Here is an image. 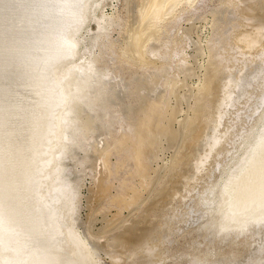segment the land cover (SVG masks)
I'll list each match as a JSON object with an SVG mask.
<instances>
[{"label":"bare ground","instance_id":"obj_1","mask_svg":"<svg viewBox=\"0 0 264 264\" xmlns=\"http://www.w3.org/2000/svg\"><path fill=\"white\" fill-rule=\"evenodd\" d=\"M197 1L143 0L138 11V28L133 29L129 40L122 45L123 56L129 55V58H136L144 64L178 57L181 51L171 48L168 52L169 44L159 43L149 49L144 44L157 39L156 34L165 20L173 18L171 23L175 22L178 6L184 7V11L189 10L197 7ZM246 1L251 0H242L243 3ZM99 3L101 0H0V264H96L88 242L78 235L68 220V223L64 222L72 202L59 188L62 166L58 162V153L64 146V137L72 146L76 144L74 150L78 148L81 143L79 137L88 138L92 127L89 125L95 121H104L110 128L114 123L120 127L124 123L121 116H112L107 111V107L114 108L115 104L107 102L111 94L107 88L108 68L99 73L96 70L99 56L87 59L84 56L80 58L82 64L75 61L79 49L74 34L86 27ZM246 18L253 19L254 16L251 14ZM106 19L115 21L116 18L100 17L101 21ZM100 33L98 44L105 36V32ZM263 34L264 23L261 21L252 31L240 33L237 40L243 44L238 54L242 57L237 60H242V63L235 73H232L233 64H228L224 53L213 51L215 45L210 47L212 73L199 86L198 96L212 94L215 74L220 73L221 67L229 69L223 95L215 104L217 114L213 119L212 132L204 139L203 153L195 157L194 173L201 172L214 156H220L227 133L220 134L217 127L232 112L230 108L235 107L246 93L252 94L251 89L260 87L261 91L248 117L257 114L246 132L239 135L237 152L230 155L228 163L217 161L219 179L194 200L197 210L201 211L199 217L204 218L198 226L204 230V239L213 234L216 240L230 237V242L234 243L239 234L251 238L259 233L261 226L264 228V49L255 54V59L244 57L261 42ZM160 49L164 51L160 52ZM179 60L187 63L185 57L180 56ZM254 61L256 70L246 75L245 71ZM128 84L127 88L133 85L132 82ZM174 85L173 80H168L166 92L171 93ZM132 93L142 102L140 95ZM166 102V99L146 102L140 108V115L126 124V130L110 134L116 152L121 154L130 149L131 177L138 179L139 188L148 183L149 147L154 148L159 135L170 132L171 116H165ZM84 108L91 114L82 120L79 115ZM193 111L185 125L188 143L195 136L193 125L201 116V104L196 105ZM236 118H239L238 114H235ZM57 136H61L59 143ZM108 147L103 148L100 156L105 165L114 150L110 149V152ZM51 148H54L56 156ZM85 156L80 157L81 164ZM52 158H56L53 166ZM127 185L118 195L112 196L111 205L117 206L119 211L137 204L139 199L138 187ZM211 241L206 240L207 250L202 257L191 258L187 264H207L210 261L208 257L213 255L207 247ZM160 245L157 241L142 247L139 245L140 252H144L143 259L133 252L134 257L128 264H159L161 257L155 260L153 255ZM255 264L264 263L258 260Z\"/></svg>","mask_w":264,"mask_h":264},{"label":"rangeland","instance_id":"obj_2","mask_svg":"<svg viewBox=\"0 0 264 264\" xmlns=\"http://www.w3.org/2000/svg\"><path fill=\"white\" fill-rule=\"evenodd\" d=\"M142 2L143 0H101L90 22L74 34L79 49L75 61L82 64L80 58L86 56L87 59L97 55L99 62L95 66L98 73L108 68L107 88H110L111 94L107 102L115 106L107 107L111 112L107 111L112 116H121L124 123L121 127L114 123L115 125L110 128L104 121H95L89 125L92 126L90 136L88 138L80 136L82 144L80 143L75 150L76 144L72 146L66 137L62 138L64 146L58 153L60 154L58 162L62 166L59 188L72 202L69 207V218H65L64 222L69 221L78 235L80 234L79 236L88 242V246L94 252L96 264H128L134 257L133 252L143 259L144 252H140L139 245L142 247L146 243L151 244L156 241L159 245L160 242L162 244L153 255L155 260L161 257L159 264H187L191 258L204 255L207 250L205 249L207 239L212 240L207 247L213 254L212 257H208L210 261L207 264H255L258 260L264 263L262 226L259 233L251 238H244L239 234L234 239V243L230 242V237L216 240L213 234L204 239V230L198 229L204 218L199 217L201 211L197 210L194 204L197 196L219 179L217 161L228 163L230 155L237 152L239 135L246 132L257 114L248 117L256 106V98L261 91L260 87L254 89L255 91L251 89L252 94L246 93L237 101L235 107L230 108L232 112H236H229L217 127L220 134L227 133V138L220 148V156L211 158L205 168L195 174V161L199 153L204 151L205 137L212 132L213 119L217 114L216 105L223 95V84L229 69V67H221L220 73L215 74L212 94L198 96L199 86L205 77L212 73L210 47L215 45L212 47L213 51L224 53L223 55L229 60L228 64H233L232 73H235L242 63V60H237L242 57L238 51L242 50L243 44L237 40L238 36L242 32L252 31L255 24L260 21L264 23V0L244 3L242 0H198L195 3L196 8L193 6L185 11L184 7L178 6L177 10L183 11L176 12L175 22L171 23L173 18L165 20L156 34L157 39L149 40L144 46L149 49L159 43L169 44L168 52L174 48L181 53L178 57L165 59L163 62L157 59L154 64L141 63L134 57V59L129 58L131 57L129 55L123 56L121 52L122 45L129 40L133 29L138 28V11ZM251 14L254 18L247 19L246 17ZM104 15L116 19L101 21L100 17ZM110 23L114 25L108 26ZM100 32H105V36L98 44ZM263 41L264 34L261 42L250 49L244 57L255 59L264 49ZM163 51L160 49V52ZM180 56L187 59L186 64L179 60ZM256 68L257 63L254 61L245 74L250 75ZM168 80H173L175 83L171 93L166 92ZM129 82L133 85L127 88ZM129 91L131 94H128ZM133 91L142 97V102L133 96ZM164 98L167 101L165 116H171L168 125L170 132L159 135L153 144L154 148L149 147L147 154L149 178L142 189L139 188L138 179L131 177L130 149H126L129 152L126 150L120 152L121 154L116 152L111 142V135L126 130L128 128L126 124L140 115V108L146 102L159 99L165 101ZM198 104H201V116L193 125L195 136L188 143L186 121L192 117L193 109ZM88 113L90 111L84 108L79 117L85 120L90 117L87 116ZM235 114H238L239 118L235 119ZM57 138L59 143L61 136ZM112 146L114 148H111ZM105 147L109 150L114 149L112 151L114 153L110 150L112 155L110 153L108 156L106 165L100 158ZM82 148H86L87 151L84 152ZM50 151L52 154L55 153L54 148ZM81 156H85L83 164L81 160L79 161L82 159ZM52 162L53 166L56 158H52ZM194 174L195 176H192ZM126 185L138 187L139 199L137 204L119 211L117 206L111 205V200L119 194V191L125 189ZM42 193L44 194V191ZM255 228L257 231L259 226Z\"/></svg>","mask_w":264,"mask_h":264}]
</instances>
